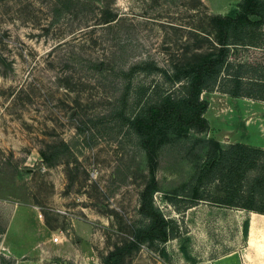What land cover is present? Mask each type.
<instances>
[{
  "label": "rangeland",
  "instance_id": "374dc122",
  "mask_svg": "<svg viewBox=\"0 0 264 264\" xmlns=\"http://www.w3.org/2000/svg\"><path fill=\"white\" fill-rule=\"evenodd\" d=\"M240 1L0 0V264H103L143 224L151 182L172 230L166 255L142 245L119 264H264V216L210 201L224 196L218 181L181 209L198 165L246 132L171 121L155 131L152 159L132 123L165 96L182 100L189 64L219 50L215 17L237 16ZM229 47L231 64L264 65V49ZM231 101L243 115L262 104Z\"/></svg>",
  "mask_w": 264,
  "mask_h": 264
},
{
  "label": "trees",
  "instance_id": "16d2710c",
  "mask_svg": "<svg viewBox=\"0 0 264 264\" xmlns=\"http://www.w3.org/2000/svg\"><path fill=\"white\" fill-rule=\"evenodd\" d=\"M251 16L258 19L251 20ZM214 21L220 32L217 41L219 50L201 62L189 64L187 93L182 100L165 96L148 105L132 119L133 128L142 138L143 149L152 159L150 144L155 138V131L164 124L175 121L195 132L208 129V121L204 117L208 103L199 97L201 91L264 102V65H233L229 61L230 45L264 49V27L261 28L264 24V0H241L237 16H217ZM257 30L260 31L258 36L253 32ZM54 150L52 158L42 153L45 162L54 161L60 150H68V145L63 142L55 146ZM256 156L261 157L258 162H254ZM215 180L222 185L224 196L210 201L220 206L264 215V149L242 143L231 144L225 149L219 148L198 165L195 177L180 191L185 201L181 209L192 207V202L195 201L192 198L201 199L193 196L195 187ZM153 191V182L143 187L138 207L143 224L122 246L110 251L103 258V264H119L125 255L142 245L152 247L162 256L166 255L164 245L172 238V230L169 220L154 205ZM247 228L248 221H245L244 234ZM2 258L6 260L4 256ZM8 263L14 264V260H9Z\"/></svg>",
  "mask_w": 264,
  "mask_h": 264
},
{
  "label": "crops",
  "instance_id": "0c3cea01",
  "mask_svg": "<svg viewBox=\"0 0 264 264\" xmlns=\"http://www.w3.org/2000/svg\"><path fill=\"white\" fill-rule=\"evenodd\" d=\"M208 95L209 96L207 99H205V98L203 99L202 96H200L201 99L207 101V103H208V107L204 113V115H205L204 117L208 121V130L210 128L216 129V127H221L225 131H232V132H233V129L243 130L246 132L244 137H239V136L235 137L232 134L233 135L232 140L228 139V140L224 141L226 143V145L229 146V145L234 144V143H242V144H245V145H248L251 147L264 149V102L253 100L254 102H256V104L259 102L262 103V104H258L261 106L255 108L254 111H252V113H250L249 115H243L240 113L238 106H237V103H233L231 101V98H233V97H230L226 94H222L219 92H210ZM216 98H218L217 101H216ZM211 106L213 107V110H211V113H210L211 117H210V119H208L206 116V113H207V111H209ZM237 132L241 133V131H238V130H237ZM216 141L219 144L221 143L220 139L216 140ZM251 213H253V212H251ZM16 215L17 214L15 212L12 220H14ZM253 215H256V214H253ZM33 216H34V214H33ZM37 216L40 219V217H39L40 215L37 214ZM261 216H264V215H261ZM33 218L35 219L34 220L31 218L33 220V222L37 223V225H38V223L41 224V222L36 219V216H34ZM11 223L9 224V226L6 230V233L4 234L6 237L8 236L9 229L11 228ZM49 241L50 240H48V242ZM51 245H52V243L49 242L48 247ZM55 251H56L55 255L57 257L65 256V254L68 252L67 247L64 245L57 247V249ZM11 255H13V254L11 253ZM15 256H17V255H13V257H15ZM37 264H51V263H42V262L38 261ZM79 264H80V262H79Z\"/></svg>",
  "mask_w": 264,
  "mask_h": 264
},
{
  "label": "built area",
  "instance_id": "2783aa9c",
  "mask_svg": "<svg viewBox=\"0 0 264 264\" xmlns=\"http://www.w3.org/2000/svg\"><path fill=\"white\" fill-rule=\"evenodd\" d=\"M52 240H53V242H58V241L60 240V238H59L58 236H54V237L52 238Z\"/></svg>",
  "mask_w": 264,
  "mask_h": 264
},
{
  "label": "water",
  "instance_id": "95a60500",
  "mask_svg": "<svg viewBox=\"0 0 264 264\" xmlns=\"http://www.w3.org/2000/svg\"><path fill=\"white\" fill-rule=\"evenodd\" d=\"M62 264H66V262H63Z\"/></svg>",
  "mask_w": 264,
  "mask_h": 264
}]
</instances>
